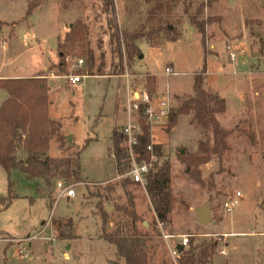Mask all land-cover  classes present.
<instances>
[{
    "label": "rangeland",
    "instance_id": "obj_1",
    "mask_svg": "<svg viewBox=\"0 0 264 264\" xmlns=\"http://www.w3.org/2000/svg\"><path fill=\"white\" fill-rule=\"evenodd\" d=\"M28 1L0 0V76L44 80L54 133L46 155L57 168L46 185L17 170L8 178L0 165V264H111L114 248L100 237L102 211L107 232L128 233L132 226L150 237V264H177L172 251L178 236H186L188 245L216 243L205 264H264V0H113L114 16L103 0H46L26 16ZM193 21L205 24L206 52ZM77 23L84 36L61 47ZM123 33L138 36L128 42L135 48H126ZM121 60L133 88H147L153 78L150 93L159 97L157 83L173 109L193 96V78L204 66V90L225 101L226 113L216 118L230 131L229 149L222 158L210 155L205 165L189 168L184 158L198 155L199 142L212 147L210 129L190 125L187 115L178 116L171 131L168 123L150 127L162 155L158 167H170L174 202L165 226L145 188L132 184L126 170L118 172L112 158L111 131L124 120L115 117V99L126 84L117 75ZM166 68L174 75H166ZM79 75L85 78L71 87L68 79ZM68 133L74 136L70 144ZM77 155L80 180L68 176ZM16 158L25 159L21 148ZM62 181L73 186L75 199L68 202L56 191ZM230 201L237 203L226 211ZM202 207L211 210V224L197 222L196 208ZM51 232L53 242L45 239ZM59 233L71 239L61 240ZM20 251L28 255L20 258Z\"/></svg>",
    "mask_w": 264,
    "mask_h": 264
},
{
    "label": "trees",
    "instance_id": "obj_2",
    "mask_svg": "<svg viewBox=\"0 0 264 264\" xmlns=\"http://www.w3.org/2000/svg\"><path fill=\"white\" fill-rule=\"evenodd\" d=\"M46 0H29L26 16L33 13ZM187 1V0H184ZM72 2V0H69ZM106 10L110 9L114 16L115 9L113 0H103ZM150 3L152 0H145ZM203 6V5H202ZM154 8H161L160 3H156ZM198 33L201 35V43L206 52L205 24L193 21ZM117 32V27L115 25ZM171 30L169 27L166 29ZM85 27L81 23H77L65 34L63 43L58 44L63 47L73 45L77 40L84 36ZM126 48H135L129 45L131 37L123 33ZM64 48V47H63ZM65 54L61 53V62L59 66H63ZM121 59V55H120ZM206 73L205 66L199 74L193 78V96L180 103L176 109L171 108L168 116L169 128L171 131L176 123V119L180 115L191 116V123L203 129H210L212 133L213 145L211 148L204 142H199L198 155H186L184 160L189 168H195L205 165L209 162L210 155L222 158L228 151L227 137L230 131L224 129L219 124L216 115L225 112L224 101L217 95L208 94L204 86V76ZM117 75H123L122 60L120 61V70ZM96 76H102L100 73ZM153 78H147L148 91H152ZM146 88V89H147ZM0 90H5L8 99L0 106V165L6 172L8 178L12 170L19 171L28 181H44L46 185L50 183L52 172L57 167H52L55 161L47 157L48 144L53 136L50 130L52 122L47 116V89L44 80L35 79H5L0 80ZM141 135L138 136V146L135 148L137 154L136 162L140 163L147 160L149 153L146 148L151 144L150 127L143 119H140ZM63 137H57L58 141H63ZM111 153L114 158L115 167L118 172L129 170L130 163L123 148L124 138L117 132L113 131L111 135ZM21 148L25 154V159L17 160L16 151ZM154 153L160 158L161 151L157 145L153 146ZM184 154V153H183ZM182 155V154H181ZM69 162V161H68ZM68 162H58L64 164ZM67 165V164H66ZM71 165V164H70ZM74 169L68 173L69 177L80 180V167L77 160L73 164ZM129 180V179H128ZM170 167L164 162L160 167L156 166L155 170L146 177L145 191L153 208L156 220L159 224L165 226L169 224V215L172 212L174 199L170 191ZM12 183L8 180V197L13 198ZM105 212L100 213L101 217V234L100 237L114 248L116 261L111 264H150L146 254L149 236L140 234L135 231L134 227L127 228L128 233H123L121 229L115 232H107L105 230L106 220ZM132 225V224H131ZM61 240L71 239L59 233ZM217 245L214 242H202L194 246V240L189 241L187 249L178 254L177 264H205L209 257L212 256ZM165 264V263H161Z\"/></svg>",
    "mask_w": 264,
    "mask_h": 264
},
{
    "label": "built area",
    "instance_id": "obj_3",
    "mask_svg": "<svg viewBox=\"0 0 264 264\" xmlns=\"http://www.w3.org/2000/svg\"><path fill=\"white\" fill-rule=\"evenodd\" d=\"M235 56L231 54L230 59L234 60ZM83 65V61L79 60L77 66L80 68ZM166 75H174L172 69H165ZM127 80L128 76H124ZM85 76H72L68 79L70 85H76L80 83ZM132 91L128 94L126 100V113L128 116V121L124 125L119 133L123 136V148L127 155V160L130 163V168L126 173V178L130 180L131 183L135 185H140L145 187L146 177L152 173L156 166L159 165V160L157 155L154 153L153 143L149 144L146 148V151L149 153L147 160H143L140 163L136 162L137 154L135 153V148L138 146V136L141 135V125L140 119H143L149 127H152L154 124L162 123L164 125L168 122V116L171 109L169 100L166 97L156 98L150 93L146 87L141 86V88H133ZM56 191L63 197L68 199H73L75 197V191L73 186H65V183L58 182L55 185ZM236 198L240 197L239 193H236ZM236 201H230L229 203L224 204L226 211H230L231 208L236 204ZM175 236H165L166 240L173 239ZM180 242L177 245H182L185 249L188 245V240L186 236H178ZM32 240L35 237L31 238ZM30 239V240H31ZM29 240V241H30ZM174 247L172 254L176 255L177 250ZM22 252L20 251V254ZM27 252L20 255V258L26 257Z\"/></svg>",
    "mask_w": 264,
    "mask_h": 264
},
{
    "label": "crops",
    "instance_id": "obj_4",
    "mask_svg": "<svg viewBox=\"0 0 264 264\" xmlns=\"http://www.w3.org/2000/svg\"><path fill=\"white\" fill-rule=\"evenodd\" d=\"M125 79V77L122 75L121 76V78L120 79ZM5 79H35V78H33V77H31V78H22V77H20V76H7V75H5V76H0V80H5ZM156 80V79H155ZM156 82V81H155ZM125 92H123L122 90H121V92L123 93V96H121V95H119L118 93H117V97H116V99H115V117L116 118H120V117H124L123 119V122H120L119 124H115L114 126H113V128H112V131H111V135H112V132L113 131H117V132H119L120 130H121V128L124 126V125H126V123H127V121H128V116H127V113H126V100H127V97H128V94L132 91V87H131V85L129 84V82H128V80L127 79H125ZM80 84V83H79ZM77 85V84H76ZM76 85H70L71 87H75ZM119 92V91H118ZM156 92H157V94H159V97H157L158 99L159 98H162V97H166V95H163V94H160L159 92H158V89H157V83H156ZM8 99V94H7V92L5 91V90H0V106L6 101ZM223 101H224V99H222ZM224 104H225V101H224ZM172 108V107H171ZM224 113H226V105H225V112ZM220 115V114H219ZM219 115H217V116H219ZM216 116V117H217ZM191 117V116H190ZM76 120H77V118L74 120V122H76ZM58 123L61 125V128H62V123H61V121H58ZM190 125H195V124H192L191 123V121H190ZM196 126V125H195ZM152 129V128H151ZM69 134V133H68ZM70 135V134H69ZM72 136V139H73V141H74V136L73 135H71ZM67 137V136H66ZM110 138H111V136H110ZM110 138H109V143H110V145H111V147H112V144H111V140H110ZM88 141V140H87ZM71 142H72V140H71ZM153 143V145H155L156 143H154V142H152ZM76 145V144H75ZM76 146H78V147H80L79 145H76ZM75 147V146H74ZM111 149V148H110ZM195 153H197V151L195 152ZM195 153H192V154H195ZM112 154V153H111ZM78 155H79V152H78ZM112 158H113V156H112ZM113 160H114V158H113ZM13 171V170H12ZM37 181H39V180H37ZM130 181V180H129ZM41 182V181H40ZM133 184V183H132ZM41 187V186H40ZM42 190V189H41ZM58 199H62V198H58ZM57 199V200H58ZM63 199H65L66 201H70V200H72V199H68V198H63ZM74 199H75V197H74ZM57 200H54L55 202L57 201ZM196 209H198V208H196ZM210 211V215L212 216V213H211V210H209ZM71 221V220H70ZM41 231L39 232V234L41 235L42 233H43V231L44 230H46L47 228H48V226H49V224L47 223V221L46 222H42V224H41ZM43 229V230H42ZM52 233V232H51ZM231 235H235V234H233V233H227V236H231ZM54 238H55V236H54V233H52L51 234V236L50 237H47V238H45L47 241H49V242H53V240H54ZM228 238V237H227Z\"/></svg>",
    "mask_w": 264,
    "mask_h": 264
},
{
    "label": "water",
    "instance_id": "obj_5",
    "mask_svg": "<svg viewBox=\"0 0 264 264\" xmlns=\"http://www.w3.org/2000/svg\"><path fill=\"white\" fill-rule=\"evenodd\" d=\"M71 28V26H70ZM172 27H169V29L171 30ZM142 58V56L140 57V59ZM66 138V141L68 144L71 143L72 140V136L68 135ZM184 151L181 152V154H183ZM106 211H109V208L106 207L105 208ZM196 220L199 224L201 225H207V224H211L213 222V219L210 215V211L207 207H202V208H198L196 209ZM177 253H181L184 250V247L182 245H177L176 247Z\"/></svg>",
    "mask_w": 264,
    "mask_h": 264
}]
</instances>
